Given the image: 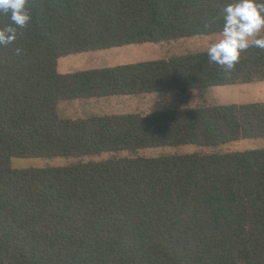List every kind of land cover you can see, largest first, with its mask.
<instances>
[{"label": "trees", "instance_id": "1", "mask_svg": "<svg viewBox=\"0 0 264 264\" xmlns=\"http://www.w3.org/2000/svg\"><path fill=\"white\" fill-rule=\"evenodd\" d=\"M231 2L27 0L30 21L0 45V264H264V148L203 151L264 138V103L60 114L70 101L264 81L254 45L230 70L204 51L58 71L73 54L222 34ZM182 146L196 149L137 155ZM54 158L76 160L12 165Z\"/></svg>", "mask_w": 264, "mask_h": 264}, {"label": "rangeland", "instance_id": "2", "mask_svg": "<svg viewBox=\"0 0 264 264\" xmlns=\"http://www.w3.org/2000/svg\"><path fill=\"white\" fill-rule=\"evenodd\" d=\"M264 38V29L253 39ZM222 39V34L193 36L178 42L157 44L144 43L127 47H116L107 50L73 54L58 60V71L68 74L76 71L114 67L167 58L171 55H185L208 51ZM264 103V81L247 84L214 86L209 90L192 92L189 96L174 93H154L139 96H119L95 99L90 101H70L60 105V114L68 117H85L91 114L115 115L126 113L145 114L158 110L178 107H198L244 103ZM264 148V138L242 139L216 148L203 149L207 153H226ZM192 146L153 147L141 150L137 155L157 157L163 154L193 152ZM113 154H103L83 158V160H103ZM118 157L130 156L127 152L116 154ZM76 159H29L15 160V167L63 166Z\"/></svg>", "mask_w": 264, "mask_h": 264}, {"label": "clouds", "instance_id": "3", "mask_svg": "<svg viewBox=\"0 0 264 264\" xmlns=\"http://www.w3.org/2000/svg\"><path fill=\"white\" fill-rule=\"evenodd\" d=\"M0 13H10L12 22L0 29V45L10 44L17 37V28H23L31 19L27 0H0ZM223 13L222 39L207 54L210 62L230 70L248 47L264 49V38L253 39L264 28V0H233L226 4Z\"/></svg>", "mask_w": 264, "mask_h": 264}, {"label": "crops", "instance_id": "4", "mask_svg": "<svg viewBox=\"0 0 264 264\" xmlns=\"http://www.w3.org/2000/svg\"><path fill=\"white\" fill-rule=\"evenodd\" d=\"M128 46H131V45H128ZM124 47H127V46H124ZM161 59H163V58H161ZM159 60V59H158ZM252 103H254V102H252ZM245 104V103H244Z\"/></svg>", "mask_w": 264, "mask_h": 264}]
</instances>
